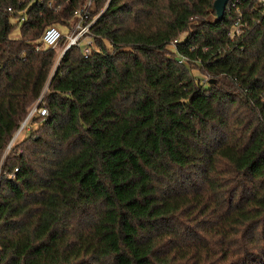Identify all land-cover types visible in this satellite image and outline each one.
<instances>
[{
	"label": "trees",
	"instance_id": "trees-1",
	"mask_svg": "<svg viewBox=\"0 0 264 264\" xmlns=\"http://www.w3.org/2000/svg\"><path fill=\"white\" fill-rule=\"evenodd\" d=\"M86 2L0 0V264H264V1L95 0L55 70Z\"/></svg>",
	"mask_w": 264,
	"mask_h": 264
},
{
	"label": "built area",
	"instance_id": "built-area-1",
	"mask_svg": "<svg viewBox=\"0 0 264 264\" xmlns=\"http://www.w3.org/2000/svg\"><path fill=\"white\" fill-rule=\"evenodd\" d=\"M95 0H87L86 5L82 7L81 9H77L74 13L76 20L71 25V28L69 31L63 32L61 29H59L56 26H49L44 31L42 38L40 40V43L37 45V49H46V48H55L59 45L62 38H66V43L60 52L58 56V61L55 65V70L57 68V65L60 63L62 57L64 54L72 47L80 48L84 54V57L88 58L91 56L95 50L97 49L95 40L93 36L91 35L90 29L98 16L93 19L91 22H87V18L90 14L89 7L92 4V2ZM264 1V0H263ZM235 5V3L233 4ZM10 12H13L14 10L12 8H9ZM25 10L19 11V13L23 14ZM17 22L23 23L26 20V16L22 15L19 18L16 19ZM242 22H241V16H239L235 23L233 28L231 29V32L229 33L230 36L234 37L237 34H241L244 32L242 29ZM48 114L47 107L42 104V98H40L29 110L27 117L22 122L21 126L13 136L11 142L9 143L7 147V152L10 151V149L13 147V145L17 142L20 135L25 131L29 130L34 122V118L36 116H46ZM15 171H18V168L15 169Z\"/></svg>",
	"mask_w": 264,
	"mask_h": 264
},
{
	"label": "water",
	"instance_id": "water-1",
	"mask_svg": "<svg viewBox=\"0 0 264 264\" xmlns=\"http://www.w3.org/2000/svg\"><path fill=\"white\" fill-rule=\"evenodd\" d=\"M229 1L230 0H215L214 8L216 10L218 20H222L224 18ZM210 82H213V80Z\"/></svg>",
	"mask_w": 264,
	"mask_h": 264
},
{
	"label": "rangeland",
	"instance_id": "rangeland-1",
	"mask_svg": "<svg viewBox=\"0 0 264 264\" xmlns=\"http://www.w3.org/2000/svg\"><path fill=\"white\" fill-rule=\"evenodd\" d=\"M59 29H61V28H59ZM61 30H63V29H61ZM18 34H19V31L16 30V31L14 32L13 35H14V36H18ZM58 56H59V55H58ZM58 56H57V58H56V63H57V61H58ZM199 78L203 79L204 77H203L202 75L199 74ZM36 125H37V124H35V123L33 122V124H32V126L30 127V129H31L32 127H36ZM28 132H30V131H29V130H25V131L20 135V137L18 138V140L22 139L25 135L28 134Z\"/></svg>",
	"mask_w": 264,
	"mask_h": 264
}]
</instances>
